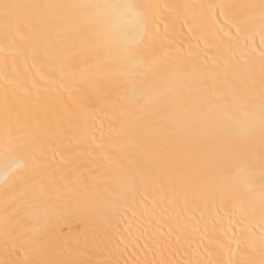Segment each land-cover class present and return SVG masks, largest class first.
Masks as SVG:
<instances>
[{
    "label": "snow or ice",
    "instance_id": "6c2138e0",
    "mask_svg": "<svg viewBox=\"0 0 264 264\" xmlns=\"http://www.w3.org/2000/svg\"><path fill=\"white\" fill-rule=\"evenodd\" d=\"M181 7L0 0V264H264V0L196 6L181 29L200 27L202 57L172 46ZM113 51L124 86L110 98L86 73ZM109 111L166 121L162 147L125 154ZM105 161L111 217L132 213L119 239L93 220Z\"/></svg>",
    "mask_w": 264,
    "mask_h": 264
},
{
    "label": "bare ground",
    "instance_id": "6f19581e",
    "mask_svg": "<svg viewBox=\"0 0 264 264\" xmlns=\"http://www.w3.org/2000/svg\"><path fill=\"white\" fill-rule=\"evenodd\" d=\"M31 2L36 3H87L94 2V0H31ZM114 2V0H113ZM156 2L160 4H172V5H189L192 7L183 8L176 10L173 12V15L179 16V19L175 26V32L173 35L174 44L172 45L174 49L179 50L183 49L185 55H191L193 53L199 54V56H203V52L208 49L205 46L204 39L201 38V29L198 25H192L193 31L189 32V27L185 25L183 29H181V25L185 24L187 20L189 23L193 20L194 16H198L201 12L198 5L208 4V3H221V2H229V3H240V2H252V0H156ZM187 34V35H185ZM54 39V37H53ZM96 39H102V37H96ZM211 39V37H209ZM197 40L200 42V47H196ZM260 40L259 36L256 37V45L259 46ZM4 51L2 47H0V116H2L3 111V103H2V93L5 86V72H4ZM31 63V61H29ZM89 67V71L86 75L91 79L93 84L96 87V91L103 95L107 93L111 98L115 91L116 86H124L123 78L121 76V66L118 59V53L106 52L100 57H91L87 62ZM202 63V60H201ZM20 68H23V65H19ZM8 73L11 77L14 75L13 66L11 60H9ZM55 95V93H53ZM89 95H93L92 92ZM65 98L67 97V93H65ZM69 102H71L69 100ZM118 115V110H117ZM108 120L105 122V129L107 130L108 124L111 123L115 126L116 129V139L118 144H120L123 152L129 156L140 157L142 154H154L161 147V139L162 132L161 129H165L168 127L167 122L163 119L161 120L159 128H153L149 126H129L125 124L123 121L118 120L115 116H113L112 112L108 113ZM101 119H104L102 116ZM200 117L193 113L191 117V124L193 127L192 135L194 137H199L200 135V127H199ZM189 163H194V160L189 161ZM105 166L112 167L110 161H105L104 166H101L97 175L99 176V180L97 182L96 187H93L92 192L93 195L97 191L101 194L102 198L99 200L98 210L99 215L94 217V224L104 225L109 227L110 230L114 233L115 237L119 239L121 237V233L125 232V229L128 227L127 219L125 217H131L132 213L129 210L126 214H121L120 220L117 221L115 218H112L110 212L107 208L108 201L112 200L111 195L106 190V188H114V178L110 179L107 175L104 174ZM4 171L3 165H0V178H2V174ZM235 179L242 183L244 178L235 177ZM258 191V189H257ZM3 186L2 182H0V196H2ZM110 220L111 223H106V221ZM76 227H79L76 225ZM135 232V227L132 229ZM126 235V233H125ZM233 251H235V245H233ZM0 253H2V247H0ZM22 258V254H21ZM127 258V257H126Z\"/></svg>",
    "mask_w": 264,
    "mask_h": 264
}]
</instances>
